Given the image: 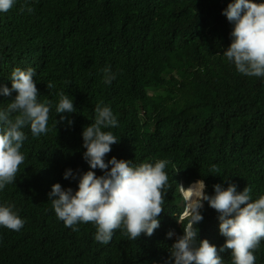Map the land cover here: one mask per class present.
I'll return each instance as SVG.
<instances>
[{"label": "trees", "instance_id": "trees-1", "mask_svg": "<svg viewBox=\"0 0 264 264\" xmlns=\"http://www.w3.org/2000/svg\"><path fill=\"white\" fill-rule=\"evenodd\" d=\"M233 2L15 0L0 13V87L11 88L15 68H33L38 100L52 103L46 134L34 138L29 126L22 129L25 161L14 182L0 190V206L14 205L25 221L19 231L0 227V264H173L170 248L187 224L180 184L203 179L209 196L214 185L228 183L237 192L250 188L252 201L264 195V77L238 72L223 55L233 25L220 17ZM145 65L149 87L135 78ZM106 67L115 75L110 84L103 82ZM133 85L143 88L137 108L116 127L102 129L119 141L105 163L113 157L133 167L168 161L166 195L152 236L133 240L121 226L105 244L96 241L94 223L74 225L78 231L66 227L48 193L56 183L76 191L79 175L92 170L82 147V130L95 119L85 110L88 87L118 93L130 110ZM61 91L72 97L76 112L56 128ZM15 96L0 94V110ZM145 141L154 148L141 149ZM68 169L77 179H63ZM201 215L197 246L207 239L219 249L225 238L218 213L203 202ZM169 231L172 238H166ZM254 255L255 264H264V240ZM220 256L232 264L230 250Z\"/></svg>", "mask_w": 264, "mask_h": 264}, {"label": "clouds", "instance_id": "clouds-1", "mask_svg": "<svg viewBox=\"0 0 264 264\" xmlns=\"http://www.w3.org/2000/svg\"><path fill=\"white\" fill-rule=\"evenodd\" d=\"M15 0H0V13L10 10ZM25 9L22 7L21 11ZM29 13L34 9L27 8ZM221 18L233 26L230 33L231 43L223 55L234 63L238 72L251 77H264V0H234L222 12ZM146 65L141 69V76L136 72L135 78L148 87L152 79L146 76ZM103 82L110 84L115 79L109 68H104ZM35 69L22 70L15 68L10 76L11 88L0 87V94L5 97L16 93L15 98L0 110V190L14 182L19 166L25 156L20 151L27 139L22 129L30 127L31 135L39 137L49 131L50 100L40 102L39 91L33 79ZM52 87L51 84L48 85ZM131 109L128 110L118 97L102 88L88 87L85 110L95 117L94 123L82 130V147L86 149L83 159L90 169H99L103 175L97 176L89 170L78 178L77 190L64 189L59 183L51 186L49 200L56 216L66 227L78 223H94L95 239L107 244L114 230L123 226L125 234L137 240L143 233L152 236L159 228L157 219L163 212L166 193L163 191L168 183L164 169L168 161L158 160L154 164L142 163L131 166L130 161L117 160L115 157L105 163V156L111 152V146L119 143L111 131L102 129L114 128L118 121L127 118L137 108V95L143 91L140 85L132 86ZM59 102L55 107L59 120L55 127L66 120L67 114L76 112L72 97L63 91L58 93ZM71 124V121H68ZM154 143L145 141L141 149L154 148ZM110 166V167H109ZM213 171H219L213 166ZM77 179V174L68 169L63 179ZM185 202L182 217L187 219L183 234L176 236L170 248V259L173 264H224L220 253L231 251L232 264H255L254 251L264 240V195L255 201L251 200V189L245 187L237 192V186L228 183L227 188L214 185V195L205 193L203 179L197 180L188 188L180 184ZM55 197V199H53ZM203 202L218 213L219 234L225 243L217 249L207 239L199 240L198 228L195 225L203 220L201 210ZM14 205L0 206V227L12 231L23 228L25 221L13 211ZM169 231L166 238H172Z\"/></svg>", "mask_w": 264, "mask_h": 264}, {"label": "rangeland", "instance_id": "rangeland-1", "mask_svg": "<svg viewBox=\"0 0 264 264\" xmlns=\"http://www.w3.org/2000/svg\"><path fill=\"white\" fill-rule=\"evenodd\" d=\"M221 21H224V18H221ZM120 96L118 93L114 94L112 97H118ZM79 178V177H78ZM193 183H189L185 188H188L189 185H192ZM180 193L182 194L181 190H180ZM183 195V194H182ZM184 211H185V206H184ZM184 214V213H183Z\"/></svg>", "mask_w": 264, "mask_h": 264}, {"label": "bare ground", "instance_id": "bare-ground-1", "mask_svg": "<svg viewBox=\"0 0 264 264\" xmlns=\"http://www.w3.org/2000/svg\"><path fill=\"white\" fill-rule=\"evenodd\" d=\"M88 67H90L89 63L87 64ZM190 186V185H189Z\"/></svg>", "mask_w": 264, "mask_h": 264}]
</instances>
